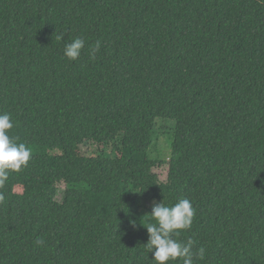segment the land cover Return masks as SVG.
Wrapping results in <instances>:
<instances>
[{
    "label": "trees",
    "instance_id": "1",
    "mask_svg": "<svg viewBox=\"0 0 264 264\" xmlns=\"http://www.w3.org/2000/svg\"><path fill=\"white\" fill-rule=\"evenodd\" d=\"M5 113L31 158L0 186V264H155L147 215L182 198L194 264H264V0H0Z\"/></svg>",
    "mask_w": 264,
    "mask_h": 264
},
{
    "label": "clouds",
    "instance_id": "2",
    "mask_svg": "<svg viewBox=\"0 0 264 264\" xmlns=\"http://www.w3.org/2000/svg\"><path fill=\"white\" fill-rule=\"evenodd\" d=\"M64 33L56 38L64 41ZM85 47V41L80 37H74L64 44L63 55L69 61H76L81 56ZM101 43L97 41L91 48L90 58L95 59L100 50ZM10 114H0V186L8 179L9 172H18L25 167L31 158V149L24 143H17L9 136L13 128ZM3 197H0L2 199ZM195 215V209L190 200L179 199L172 206H166L163 202L153 201L151 213L147 215L155 223H149L146 227L149 240L146 245L152 253L155 264H168L169 261L182 260L183 264H194V256L203 259L205 249L199 248L196 253L192 252L193 241L187 243L174 239L182 230L191 228ZM135 226V222H133ZM42 243V241H37Z\"/></svg>",
    "mask_w": 264,
    "mask_h": 264
},
{
    "label": "rangeland",
    "instance_id": "3",
    "mask_svg": "<svg viewBox=\"0 0 264 264\" xmlns=\"http://www.w3.org/2000/svg\"><path fill=\"white\" fill-rule=\"evenodd\" d=\"M156 131L158 132V140L156 141L155 146L150 150V154L154 158L165 159L169 156L172 139H168V133L171 132L173 124L169 121H164L163 119L156 120ZM167 133V134H166ZM171 137V136H170ZM97 148L95 145L87 144L86 146L81 147V153L92 155L93 152H96ZM156 172L158 173L161 180L165 179L166 176V167L157 168ZM62 196L57 197L58 201H61Z\"/></svg>",
    "mask_w": 264,
    "mask_h": 264
}]
</instances>
